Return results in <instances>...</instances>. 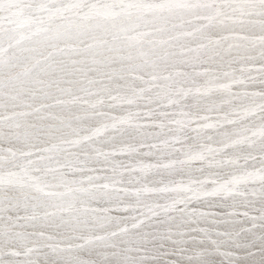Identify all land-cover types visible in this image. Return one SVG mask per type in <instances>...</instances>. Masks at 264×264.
Instances as JSON below:
<instances>
[{
  "label": "snow or ice",
  "instance_id": "6c2138e0",
  "mask_svg": "<svg viewBox=\"0 0 264 264\" xmlns=\"http://www.w3.org/2000/svg\"><path fill=\"white\" fill-rule=\"evenodd\" d=\"M0 264H264V0H0Z\"/></svg>",
  "mask_w": 264,
  "mask_h": 264
}]
</instances>
